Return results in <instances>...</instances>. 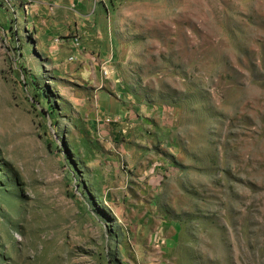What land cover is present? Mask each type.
Instances as JSON below:
<instances>
[{
    "label": "rangeland",
    "instance_id": "rangeland-1",
    "mask_svg": "<svg viewBox=\"0 0 264 264\" xmlns=\"http://www.w3.org/2000/svg\"><path fill=\"white\" fill-rule=\"evenodd\" d=\"M24 2L0 0V264H264V0H92L54 39L94 83Z\"/></svg>",
    "mask_w": 264,
    "mask_h": 264
},
{
    "label": "crops",
    "instance_id": "crops-1",
    "mask_svg": "<svg viewBox=\"0 0 264 264\" xmlns=\"http://www.w3.org/2000/svg\"><path fill=\"white\" fill-rule=\"evenodd\" d=\"M11 1V0H10ZM18 1V0H17ZM22 1V0H19ZM24 5L21 4L22 9L25 14L31 16H36L40 21L38 24L39 38H41L44 43V48L55 49L53 55L54 63H63L64 69H69V71L74 72V76L80 79H84L88 83H94L98 80V74L95 71V67L90 66V61L81 58L82 49L78 45H74L75 39H69L64 41V46L59 47L54 39L57 34H64L67 32H75L81 34L88 32L92 26L95 25V18L99 17L100 9H97L96 5H92V0H24ZM14 5V4H13ZM15 12L20 10L14 8ZM0 14L4 15L5 12L0 10ZM26 19H28L26 17ZM34 24V20L32 21ZM28 25V22L26 23ZM34 27V26H33ZM35 29V28H34ZM101 41L105 40L103 35L99 38ZM97 42V41H96ZM71 46V50H68ZM82 63L85 62L83 66L77 65L78 61ZM65 60V61H64ZM107 72L112 75V68L108 67ZM108 78V74L103 76ZM101 97L93 105L90 101L88 103L93 106L91 108V116L102 114L104 118L108 115H115V117H121L117 113V108L113 105L110 98L104 97L103 90ZM86 99V98H85ZM85 105V101L82 103ZM98 109V112H97ZM115 110V111H114ZM114 111V112H113ZM86 115V114H85ZM96 119V118H92ZM91 119V120H92ZM120 119V118H119ZM100 120V121H102ZM110 120V119H109ZM118 119H115L110 126L114 129L113 124L118 125ZM96 123V122H95Z\"/></svg>",
    "mask_w": 264,
    "mask_h": 264
},
{
    "label": "built area",
    "instance_id": "built-area-1",
    "mask_svg": "<svg viewBox=\"0 0 264 264\" xmlns=\"http://www.w3.org/2000/svg\"><path fill=\"white\" fill-rule=\"evenodd\" d=\"M102 73H103L104 75H106L108 72H107V70L105 69V70L102 71Z\"/></svg>",
    "mask_w": 264,
    "mask_h": 264
}]
</instances>
